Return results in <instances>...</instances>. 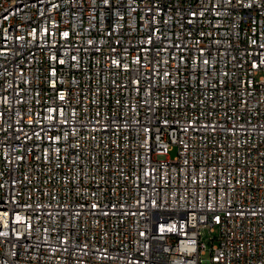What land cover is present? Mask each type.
<instances>
[{"label": "built area", "instance_id": "obj_1", "mask_svg": "<svg viewBox=\"0 0 264 264\" xmlns=\"http://www.w3.org/2000/svg\"><path fill=\"white\" fill-rule=\"evenodd\" d=\"M0 264H264V0H0Z\"/></svg>", "mask_w": 264, "mask_h": 264}, {"label": "rangeland", "instance_id": "obj_2", "mask_svg": "<svg viewBox=\"0 0 264 264\" xmlns=\"http://www.w3.org/2000/svg\"><path fill=\"white\" fill-rule=\"evenodd\" d=\"M176 154V150L171 151V155L174 156Z\"/></svg>", "mask_w": 264, "mask_h": 264}]
</instances>
